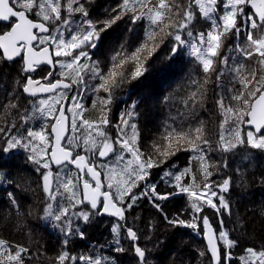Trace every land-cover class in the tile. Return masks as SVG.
<instances>
[{"label":"trees","instance_id":"16d2710c","mask_svg":"<svg viewBox=\"0 0 264 264\" xmlns=\"http://www.w3.org/2000/svg\"><path fill=\"white\" fill-rule=\"evenodd\" d=\"M83 1L87 4L85 7L89 13L88 19L93 21L97 30L104 21L120 15L121 18L100 35L103 51L101 57L107 66L104 74L116 65V79L120 80L121 87L126 83L123 89L131 92L130 98L123 101L119 112L113 117H109L111 112L108 110L109 104H104L105 92L103 90L92 92L91 98L84 97L81 100L85 109L84 118L99 123L106 117L109 124L103 130L113 142L119 132L115 126L122 124V118L127 119L129 124H136L138 133L136 147L143 154L142 159L149 156L159 159V153L172 151L166 140L169 133H184L186 138L195 140L197 134L194 130L200 128L202 137L212 146V150L208 153V161L214 165L227 162V167L219 168V174H214L211 180L221 182L226 177H232L231 187L224 193L225 199L230 203L231 214L227 212L217 214L214 209L205 206L204 211L197 215L207 216L217 233L222 228L228 232V238L236 241L235 247L230 249L232 256L230 264H243L239 257L246 255L245 248L253 247L257 250L264 248V152L250 149L246 145L238 146L231 153L215 150L221 131L219 126L223 119L216 100L219 95H224L226 106L228 104H232L233 107L238 106V102L229 99L230 95L237 94V90H242L236 74L226 71L218 82L219 70L226 67L220 63L219 58H213L214 68L217 71L205 73L195 57H185V50L180 48L177 55L170 53L169 49L175 44V29L172 25L181 19L175 9L171 18L165 19L164 23L168 26L161 30L159 26H150L147 19L133 23L131 18L134 13L131 11L121 14L123 0ZM168 2L181 5V10L186 6V0H168ZM154 3L155 0H152L149 7ZM61 4H64V0H61ZM12 6L20 9L18 5L13 4V0ZM128 7H133V0H130ZM141 11L147 9L136 8L135 14ZM245 11L251 12L248 6ZM29 15L36 18L35 10ZM64 16L66 13L62 11V17ZM71 20L73 25L79 24L81 16L75 14ZM197 22H203L198 11L193 21V32ZM6 28L7 25H0V29ZM149 33L152 35L150 36ZM69 34L71 32L66 30L64 33L66 40L70 38ZM235 43L232 38L224 42L220 55L221 57L228 55L227 67H235L233 61L236 64L242 63L241 77L254 72L256 79L253 85L259 87L260 84H264V65L260 63L261 58L254 56L249 59L229 51L230 48L235 47ZM141 46H145V50L137 52ZM153 48L155 50L152 52L149 72L146 56ZM134 52L138 60L148 69L143 76L135 79L136 85L134 79L130 77V73L134 70V62L128 60L123 64V68L118 66L123 57H129ZM22 67L21 58L14 62H5L0 52V127L5 129L0 133V239L8 242L13 251L17 245L28 250L26 254H22L23 264H59L56 257L64 251L76 257L75 260L65 261L64 264H85V261L80 259L81 256H99L102 258V264H139L133 250L134 245L126 237L123 228L119 232V245L116 243L117 236L113 228L120 222L94 215L97 210L91 209L86 203H83L82 207L77 204L70 210L68 218L71 220L73 232L66 236L65 231H62L65 225L64 218L56 221L54 216L46 218L44 215L48 201L41 186V173L47 170L32 161L33 153L28 147L18 145L3 151L7 147L5 141L10 137L19 138L21 135L26 137L28 130L37 131L41 127L45 128L46 135L50 137V144L46 149L48 153L52 146L50 127L54 119L40 116L39 113L31 114L40 100H29L22 94L20 85L24 83L25 76L29 75L20 71ZM34 76L40 77L41 72L35 73ZM111 79L109 78V81ZM150 80L152 81L151 98L148 96ZM97 81L99 83V80ZM249 87L251 88L252 85ZM133 88H136L135 94L131 91ZM247 95L245 91V96ZM14 97H18V101L14 102H18L19 109H11L10 114L4 113L2 106ZM24 99L31 104L28 103L26 106ZM32 104L36 106L31 107ZM128 113L131 115H127ZM22 116H27L28 119L25 121L21 119ZM13 124H15L14 128ZM242 129L247 131L243 125ZM124 131L127 136L131 135L130 129ZM67 139L68 137L66 141ZM174 142L178 150L174 155L165 156L167 162L160 168H153L146 182L149 185L155 184L158 193H173V195L168 199L155 201L150 193L139 198L126 212V219L120 224H126L137 231L140 237L137 243L148 250L147 264H210V256L203 239L202 224L198 230H194L187 225L169 223L173 219L191 222L193 218L191 205L195 197L189 193H180L179 189L174 187L175 181L164 173L172 171L178 174L190 168L195 181L184 176L181 186H191L190 191L196 192L197 196L202 194L204 183L199 170L200 165L194 158L196 154L186 150L188 145L185 144L184 138ZM33 143L35 144V141ZM118 147L117 145V149ZM77 153L89 156L82 148H77L74 154ZM44 158L47 159L46 156ZM125 159H132V156L125 153ZM97 168L100 170L99 167ZM101 172L105 175L103 171ZM56 173L60 177L71 175L74 182L77 175L80 176L77 170L69 165L56 169ZM143 189L144 184H141L133 189V192L139 195ZM10 194L15 198V204L10 200ZM79 194L82 199L83 194L80 191ZM213 199L215 200V197ZM57 200L62 206H69L67 193L63 197L58 195ZM154 203H158L160 207H155ZM53 207L55 210V203ZM83 208L93 213L87 222L78 215L83 212ZM72 212L77 215H72ZM221 218L224 221L223 225L220 224ZM81 232L83 236L78 234ZM65 239L68 241L67 244L64 243ZM219 243L223 248V242ZM117 247L122 248L123 251H116ZM202 251L206 253L204 256L199 255Z\"/></svg>","mask_w":264,"mask_h":264},{"label":"snow or ice","instance_id":"6c2138e0","mask_svg":"<svg viewBox=\"0 0 264 264\" xmlns=\"http://www.w3.org/2000/svg\"><path fill=\"white\" fill-rule=\"evenodd\" d=\"M129 2L130 0H123L121 14L131 11L134 13L131 18L133 23L147 19L150 26H159L161 30L168 26L164 23L165 19H170L173 10H176V14L181 19L172 25L175 29V44L169 49L172 55H176L181 46L189 44V40L183 37L191 38V53L201 64L205 73L217 71L214 68L213 58H219L220 63L226 67L219 70L218 82L226 71L236 74L238 82L242 85V90H237V94L230 95L229 99L238 102V106L233 107L232 104L226 106L224 95H219L216 100L223 119L219 126L221 131L215 150L221 153H231L238 146L246 145L250 149L264 152V134H261V130L264 129V84L256 87L253 85V81L256 79L254 72L241 77L243 64H236L233 61L236 66L229 68L227 67L228 55L222 57L220 55L224 42L232 38L236 43L235 47L230 48L229 51L249 59L259 56L260 63L264 65V0H223V2L221 0H186V6L182 10L181 5L169 3L168 0H155L152 7H149L152 0H133L132 8L128 7ZM13 4L18 5L22 10H14V7L10 6L9 0H0V25H7L6 29H0L2 32L0 34V49L3 50L5 59L13 60L20 57L23 61L20 71L29 73L25 76L24 83L20 85L23 93L30 96H36L38 92L47 94V98L40 100L39 105L33 109V115L39 113L40 116L54 119L50 129L51 134H54V145L49 155L46 149L50 144V137L46 135L45 128L41 127L38 131L28 130L26 137L23 135L19 138L10 137L5 141L7 147L3 151L18 145L28 147L33 153L32 161L47 170L41 173V186L48 201L44 208L45 217L54 216L56 221H61L64 218L65 225L62 231H65L68 236L73 232L71 220L68 218L69 213L77 204L87 202L91 209L97 210L94 215L108 214L117 217L119 221H124L125 213L134 206L139 198L150 193L153 201L168 199L173 193H158L155 184L149 185L146 182L151 176V170L160 168L167 162L165 156L174 155L178 150L174 141L184 138L185 144L188 145L186 150L196 154L194 158L200 165L199 170L204 183L202 194L197 196L196 192L190 191L191 186H181L184 176L195 181V176L191 174L190 168H186L178 174H174L172 171L164 173L165 176L175 181L174 187L178 188L180 193H189L195 197L191 205L192 221L173 219L169 223L187 225L194 230H198L202 224L207 233L206 248L210 255V264H226V262L230 264L232 259L230 249L235 247L236 241L229 239L228 232L223 228L217 233L212 228L207 216L197 215L204 211L205 206L214 209L217 214L223 212L231 214V206L225 199L224 193L230 189L232 177H226L221 182L211 180L214 174H219V168L227 167V162L223 161L219 165H214L208 161V153L212 150V146L207 139L202 137L201 129L194 130L197 134L195 140L186 138L184 133H169L166 140L172 151L159 153V159H153L150 156L142 159L143 154L136 147L138 139L136 124H129L127 119L122 118V124L115 126L119 132L113 142L103 130L109 124L106 117L102 118L99 123L84 118L85 109L81 100L85 90L91 89L93 92L103 90L107 93V99L104 100V104L107 105L112 100V88L118 86L117 66L114 65L106 74H103L100 71L99 62L91 60L87 49H94L98 46L101 33L106 31L116 20H119L120 15L104 21L97 30L93 21L88 19L89 13L80 0H64L63 5L61 0H13ZM248 5H251L255 11L246 12L245 8ZM136 8L147 9V11L135 14ZM34 10L37 19H29L28 14H32ZM62 11L66 13V16L62 17ZM197 11L201 18L210 22L211 27L194 35L192 27ZM75 14L81 16V22L73 25L71 17ZM66 30L71 32L70 38L67 40L64 35ZM169 34L171 35V33ZM149 35L152 34L149 33ZM34 44L42 46L40 52L35 50ZM144 50L145 46H141L137 52ZM154 50V48L149 50L147 55L151 56ZM113 59L115 60V57ZM81 60L84 62L81 63ZM128 60L134 62V70L130 73L131 79L140 78L148 70L144 63L138 60L135 52L129 57H123L118 66L123 68V64ZM37 72L43 73L41 76L43 83L34 80L30 75ZM85 76L88 77L87 81H85ZM109 78H112L111 83H109ZM92 80H99V83L92 84ZM16 83L19 85V81ZM250 85H252L251 88ZM245 91L248 93L247 97ZM68 92H73V95L68 96ZM253 98L255 99L253 100ZM14 101H18V97H14L13 100L2 106L4 113L10 114L11 109H19L20 105ZM65 102L76 108L70 120L65 116L63 107ZM68 111L71 112V109ZM127 115L130 116L131 113ZM246 117L247 119H245ZM21 119L26 121L28 117L22 116ZM244 124L253 127L251 130L243 131L242 125ZM12 127L14 128L15 124ZM124 129H130L131 135L127 136ZM4 131L5 129L0 127V133ZM66 136L68 139L62 144L61 142ZM126 136L127 138H125ZM77 148H82L90 157L103 159L106 163H101L98 166L94 160H90L85 155L77 153L74 156L73 153ZM125 153L130 154L132 159L126 160ZM45 156L47 159L44 158ZM53 163L62 167H66L68 164L75 165L77 172L86 173L90 180H82L77 175L74 182L71 175L67 177L57 175L56 183L53 185L51 172ZM97 167L105 173L106 177L107 190L103 192L100 191L102 187L101 171H97ZM92 184H95L94 189ZM141 184H144V189L137 195L133 189L138 188ZM78 187L83 194L82 199L77 196ZM65 193L68 194L70 201L68 207L62 206L57 200L58 195L63 197ZM207 194L215 197V200L207 198ZM101 196L104 198L102 204L99 199ZM10 200L15 204V198L11 194ZM154 206L160 207L158 203H154ZM72 215H77V213L72 212ZM78 215L87 222L93 213L80 212ZM223 223L221 218L220 224L223 225ZM121 228L133 243V250L139 264H147L148 250L139 246L137 241L140 237L132 227L117 223L113 228V232L117 236V245H119L118 237ZM78 234L83 236L82 232ZM67 242L65 239L64 243L67 244ZM219 242H223V248ZM27 251L26 248L19 245L13 251L8 242L0 239V264H23L22 254H26ZM116 251H123V249L117 247ZM244 252L246 255L239 257L243 264H264V248L257 250L247 247ZM205 254L203 251L199 253L200 256ZM75 259L76 257L70 256L67 251L61 252L56 257L59 264ZM80 259L85 261V264H102V258L99 256H81Z\"/></svg>","mask_w":264,"mask_h":264},{"label":"flooded vegetation","instance_id":"af4514ba","mask_svg":"<svg viewBox=\"0 0 264 264\" xmlns=\"http://www.w3.org/2000/svg\"><path fill=\"white\" fill-rule=\"evenodd\" d=\"M80 1H82L81 3H83L85 6H87V4L83 0H80ZM30 17L36 20V18H34L32 16H30ZM70 35L71 34H69V36ZM101 45H102V43H101V40H100V42H99V44H98V46L96 48L87 49V51H88L89 56L91 57L92 61L99 62L100 71L104 74L105 71L107 70V66H105L104 59L101 57V55L103 54V51L101 50ZM73 54H75V53H73ZM83 62L84 61L81 60V63H83ZM148 69H149V72H150L151 71L150 64L148 66ZM42 75H43V73H41V76ZM87 80H88V78L85 76V81H87ZM91 83L92 84H98V81L97 80H92ZM109 83H111V81H109ZM117 84H118V86L112 88V100H111V103L109 104V109H108L109 111H111V112H109V117H113L116 113H118L119 110H120L121 105L123 104V101H126L127 99H129L130 95H131V92L123 89V87L126 86V83H124L123 87H121L120 80L117 79ZM134 84L136 85V80L135 79H134ZM131 91H132L133 94H135L136 88H133ZM92 92L93 91L91 89L85 90L82 98H84V97L91 98L92 97ZM22 94L24 95L23 91H22ZM69 94H71V96H72L73 92H68V95ZM148 96H149V98L152 97V81L151 80L149 81ZM44 97H47V96H42V97H39V98H36V99H29V98L26 97V99L38 100V99H41V98H44ZM105 97L107 99V93H105ZM68 114H70V111H68ZM88 158L90 160H94L95 163H98V159H95L94 157H90V156H88ZM105 189H107L106 186H105Z\"/></svg>","mask_w":264,"mask_h":264},{"label":"water","instance_id":"95a60500","mask_svg":"<svg viewBox=\"0 0 264 264\" xmlns=\"http://www.w3.org/2000/svg\"><path fill=\"white\" fill-rule=\"evenodd\" d=\"M9 3H10V6H12V0H9ZM248 7L250 8V10L251 11H255V9L254 8H252L251 7V5H248ZM14 10H22V9H16L15 7H14ZM28 18L29 19H32V20H35V19H33V18H31L29 15H28ZM4 25H6V24H4ZM51 27V26H50ZM35 31V30H34ZM0 34H2V33H0ZM33 47L35 48V50L37 51V52H40V50H41V47L40 48H37L36 46H35V44L33 45ZM51 50V49H50ZM0 52H1V54H2V57H3V59H4V61L5 62H14V61H16V60H18L20 57H16L15 59H13V60H7V59H5L4 58V56H3V50L2 49H0ZM177 55V54H176ZM29 74V73H28ZM34 74L35 73H31L30 75L32 76V78L34 79V80H36V81H40L41 83H43V81L41 80V77H35L34 76ZM37 87L39 86V85H36ZM24 95L27 97V98H29V99H36V98H39V97H42V96H47V94L46 93H42V92H38L37 93V95L36 96H30V95H28V94H25L24 93ZM68 96H71V94H69ZM257 97H258V95H257ZM255 99V98H254ZM253 99V100H254ZM68 103L67 102H65L64 103V105H63V107L65 108V116L68 118V120H70V117H69V115H68V113H67V107H68ZM246 119H247V117H246ZM54 123V120H53V122H52V124ZM52 126V125H51ZM243 127H244V129L245 130H251V128L253 127V126H250V125H247V124H244L243 125ZM50 129H51V127H50ZM50 133H51V131H50ZM264 133V129H262L261 130V134H263ZM51 137H52V146H51V150L49 151V155L51 154V151H52V147H53V145H54V134H51ZM67 137V136H66ZM66 137H65V139H66ZM65 139L61 142L62 144L64 143V141H65ZM73 155H74V153H73ZM80 155H85V154H80ZM86 157H87V155H85ZM101 160H103V159H101ZM69 166H71V167H73V168H75V169H77L76 168V166L75 165H71V164H68ZM61 166L60 165H56V164H52V169H51V172H52V174L53 175H55V173H56V169H58V168H60ZM97 171H100L98 168H97ZM87 174L86 173H80V177L82 178V180H84V179H87ZM89 177V176H88ZM90 178V177H89ZM100 179H101V184H102V187H101V189H100V191L101 192H103V191H106L107 189H105V181H104V175H103V173L101 172V176H100ZM91 182V181H90ZM92 188L94 189L95 188V184H92ZM100 203L102 204L103 203V201H104V198L101 196L100 198ZM86 204H88L89 206H90V204L89 203H87V202H85ZM91 207V206H90ZM94 210V209H93ZM100 216H102V217H105V218H107V219H115V220H118V218L117 217H115V216H112V215H108V214H101ZM125 217H126V213H125ZM119 221V220H118ZM119 222H124V221H119ZM211 223V222H210ZM211 225H212V228L213 229H215V227H214V225L211 223ZM216 230V229H215ZM217 232V231H216ZM203 239H204V242H205V244H207V233H206V230L204 229V227H203ZM135 256H136V254H135ZM210 256V255H209Z\"/></svg>","mask_w":264,"mask_h":264},{"label":"rangeland","instance_id":"374dc122","mask_svg":"<svg viewBox=\"0 0 264 264\" xmlns=\"http://www.w3.org/2000/svg\"><path fill=\"white\" fill-rule=\"evenodd\" d=\"M202 19V21L203 22H197V25H196V27H195V30H194V35L196 34V33H198V32H201V31H206V30H208L210 27H211V24H210V22L209 21H207L206 19H203V18H201ZM243 37V36H242ZM183 38H185V39H188L189 40V44H186V45H184V46H181L180 48L181 49H183V50H185V57H187V58H189V57H195L194 55H192V53H191V43H192V41H191V38H187V37H183ZM37 48H40L41 46L40 45H35ZM136 53V52H135ZM148 53V52H147ZM179 53V52H178ZM177 53V54H178ZM151 58H152V55L151 56H146V59H147V64H151ZM198 62V61H197ZM199 63V62H198ZM200 64V63H199ZM201 65V64H200ZM47 97H44V98H41V99H39V100H42V99H46ZM23 101H25L24 102V104L26 105V106H28V103H30L31 104V102L30 101H27V100H23ZM39 103V102H38ZM33 106H36V105H34V104H32L31 105V107H33ZM68 109H71V112H70V114H68L69 115V117H70V119H71V115H72V113L73 112H75L76 111V108L73 106V105H71V104H69L68 105V107H67V113H68ZM33 113V111H31V114ZM38 131V130H37ZM66 141V140H65ZM36 143V142H35ZM101 163H106V161H99L98 162V165H100ZM56 171V170H55ZM57 176V173H55V175H53V185H55V183H56V180H55V177ZM105 176V175H104ZM105 183H106V177H105ZM210 195V194H209ZM77 196H78V198H80V194H79V191H78V188H77ZM200 196V195H199ZM211 197V196H210ZM209 196H207V198H210ZM37 198L39 199L40 198V196L38 195L37 196ZM212 199H213V197H211ZM214 200V199H213ZM79 206H81L82 207V204H79ZM82 211L83 212H88V210L86 209V208H83L82 209ZM203 226V225H202ZM225 230V229H224Z\"/></svg>","mask_w":264,"mask_h":264}]
</instances>
